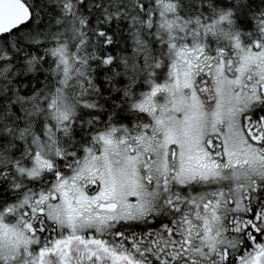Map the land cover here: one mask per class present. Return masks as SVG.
<instances>
[{"label":"snow or ice","instance_id":"1","mask_svg":"<svg viewBox=\"0 0 264 264\" xmlns=\"http://www.w3.org/2000/svg\"><path fill=\"white\" fill-rule=\"evenodd\" d=\"M0 264H264V0H0Z\"/></svg>","mask_w":264,"mask_h":264}]
</instances>
